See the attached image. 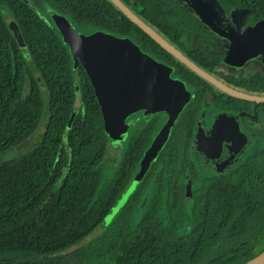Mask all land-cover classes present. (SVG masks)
Wrapping results in <instances>:
<instances>
[{
  "label": "trees",
  "instance_id": "obj_1",
  "mask_svg": "<svg viewBox=\"0 0 264 264\" xmlns=\"http://www.w3.org/2000/svg\"><path fill=\"white\" fill-rule=\"evenodd\" d=\"M38 1L82 32L144 37L113 0ZM218 1L243 8L252 25L264 20V0ZM110 141L93 85L55 24L27 0H0V264H248L264 253V144L189 200L181 179L200 174L169 143L168 162L144 180L156 188H137L103 225L140 158L117 166Z\"/></svg>",
  "mask_w": 264,
  "mask_h": 264
},
{
  "label": "flooded vegetation",
  "instance_id": "obj_2",
  "mask_svg": "<svg viewBox=\"0 0 264 264\" xmlns=\"http://www.w3.org/2000/svg\"><path fill=\"white\" fill-rule=\"evenodd\" d=\"M27 1L55 24L53 14L60 12L38 0ZM120 1L122 6L116 3L118 7L129 10L145 26L136 22L144 30V37L136 34L128 38L161 68L149 67L146 71L148 105L126 116L114 129L113 137L108 133L117 166L132 164L140 156L118 203L127 192L123 205L139 187H144L145 196L151 194L157 184L144 180L150 168L162 170L168 162L163 150L169 143L178 151L180 165L197 169L200 174L193 178L187 170L181 179L186 196L187 185H192V196L187 197L191 200L193 189L204 187L208 177L228 170L247 157L250 149L264 144V73L257 66L253 71L242 68L243 62L258 55L264 20L252 25L243 8L229 12L218 0H145L144 14L140 0ZM78 31L88 35L97 30ZM248 41H252L251 49L238 59ZM226 60L231 61L227 69ZM80 65L85 70L81 61L75 67L79 69ZM89 81L93 85L90 77ZM79 83L77 75V93ZM76 101L80 107L79 96ZM160 134H167L165 143L142 173V161ZM212 139L222 141L220 148L218 144L212 147ZM199 140H208L204 145L208 155L199 148ZM127 154L130 158L124 160Z\"/></svg>",
  "mask_w": 264,
  "mask_h": 264
},
{
  "label": "water",
  "instance_id": "obj_3",
  "mask_svg": "<svg viewBox=\"0 0 264 264\" xmlns=\"http://www.w3.org/2000/svg\"><path fill=\"white\" fill-rule=\"evenodd\" d=\"M113 1L122 6L120 0ZM123 9L134 21L145 27L143 22L129 10ZM53 20L63 40L70 47L75 66L81 61L87 71L95 88L97 99L102 106L105 130L113 137L114 129L122 125L126 116L148 105L146 71L149 67L161 68V65L148 60L128 37H118L102 30L88 35L83 34L71 24L65 15L57 12L53 14ZM10 28L19 40L23 39L20 27L15 21L10 22ZM248 43L249 45H245L240 51L238 59L243 58L251 49L252 41ZM165 132L167 133V130ZM166 136L167 134H160L147 151L142 161V173L150 167L151 161L165 143ZM221 142L212 139V147L218 144L220 148ZM208 143V140L198 141L199 148L207 155L208 151L204 145ZM212 158L218 160L213 155ZM191 196L192 185L189 183L187 197L190 199ZM263 255L264 253L248 264H252Z\"/></svg>",
  "mask_w": 264,
  "mask_h": 264
},
{
  "label": "rangeland",
  "instance_id": "obj_4",
  "mask_svg": "<svg viewBox=\"0 0 264 264\" xmlns=\"http://www.w3.org/2000/svg\"><path fill=\"white\" fill-rule=\"evenodd\" d=\"M263 21H261V23H262ZM264 23V22H263ZM262 23V27H263V29H261V31L262 32H264V24ZM261 27V28H262ZM255 48H257V46H255L253 49H255ZM256 51L258 52V55H257V57L255 56V57H252V58H250V59H248V60H246L245 62H243V66H242V68L244 69V70H254L255 69V67L256 68H258L260 71H262L263 73H264V36H263V38H262V42H261V45H260V48H258V49H256ZM255 51V52H256ZM231 63V61L230 60H226V62H225V64H224V67L227 69L229 66V64ZM251 65H254L252 68H249ZM44 123H45V119H43L42 120V122H41V124H40V127L38 128V131H37V133L36 134H34L33 136H32V138L30 139V140H28L27 142H25L22 146H21V148H20V150H19V152L21 153V152H25V151H27V150H29V149H31L32 147H33V145L38 141V139H39V134L40 133H42V131H43V129H44ZM110 145H111V147H112V151H113V154H114V149H113V142H110ZM112 158L114 159V157L112 156ZM108 160L109 159H107V161H106V163H108ZM110 161H111V159H110ZM107 166H108V164H106ZM109 167V166H108ZM131 187V186H130ZM127 194V192L125 193V195ZM125 195L123 196V198L121 199V201L115 206V208L112 210V212L109 214V216L106 218V220H105V222L103 223V225L104 224H106V223H108L111 219H112V217L115 215V212L118 210V208L120 207V205L124 202V200H125Z\"/></svg>",
  "mask_w": 264,
  "mask_h": 264
},
{
  "label": "bare ground",
  "instance_id": "obj_5",
  "mask_svg": "<svg viewBox=\"0 0 264 264\" xmlns=\"http://www.w3.org/2000/svg\"><path fill=\"white\" fill-rule=\"evenodd\" d=\"M252 264H264V255L256 259Z\"/></svg>",
  "mask_w": 264,
  "mask_h": 264
},
{
  "label": "crops",
  "instance_id": "obj_6",
  "mask_svg": "<svg viewBox=\"0 0 264 264\" xmlns=\"http://www.w3.org/2000/svg\"><path fill=\"white\" fill-rule=\"evenodd\" d=\"M264 24V23H263ZM263 25H261V27H262ZM262 29H263V27H262ZM263 36H264V32H263Z\"/></svg>",
  "mask_w": 264,
  "mask_h": 264
}]
</instances>
